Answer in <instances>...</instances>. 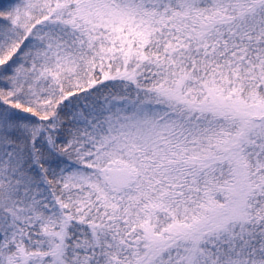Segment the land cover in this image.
Listing matches in <instances>:
<instances>
[{
	"label": "snow or ice",
	"instance_id": "1",
	"mask_svg": "<svg viewBox=\"0 0 264 264\" xmlns=\"http://www.w3.org/2000/svg\"><path fill=\"white\" fill-rule=\"evenodd\" d=\"M0 264H264V0H0Z\"/></svg>",
	"mask_w": 264,
	"mask_h": 264
}]
</instances>
